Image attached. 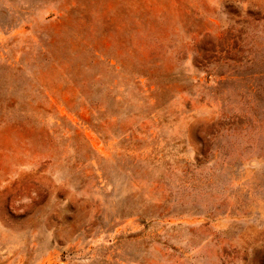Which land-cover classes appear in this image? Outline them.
Segmentation results:
<instances>
[{"label": "rangeland", "instance_id": "1", "mask_svg": "<svg viewBox=\"0 0 264 264\" xmlns=\"http://www.w3.org/2000/svg\"><path fill=\"white\" fill-rule=\"evenodd\" d=\"M0 264H264V0H0Z\"/></svg>", "mask_w": 264, "mask_h": 264}]
</instances>
